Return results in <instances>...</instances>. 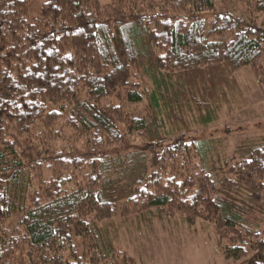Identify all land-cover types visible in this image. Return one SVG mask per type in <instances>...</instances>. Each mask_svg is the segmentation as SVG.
<instances>
[{
    "label": "trees",
    "instance_id": "obj_1",
    "mask_svg": "<svg viewBox=\"0 0 264 264\" xmlns=\"http://www.w3.org/2000/svg\"><path fill=\"white\" fill-rule=\"evenodd\" d=\"M32 1L0 0V264H133L109 230L147 214L264 264V136L216 160L187 118L264 86V0Z\"/></svg>",
    "mask_w": 264,
    "mask_h": 264
},
{
    "label": "rangeland",
    "instance_id": "obj_2",
    "mask_svg": "<svg viewBox=\"0 0 264 264\" xmlns=\"http://www.w3.org/2000/svg\"><path fill=\"white\" fill-rule=\"evenodd\" d=\"M45 1L31 2V22L44 20L41 5ZM262 63L264 66V55ZM235 82L238 89H227L230 101L221 102L219 118L213 124L204 128L196 117L187 115L194 138L216 142L218 151L212 154L216 160L232 156L244 139L264 136L263 85L250 69L238 71ZM126 108L133 116H145L144 105ZM113 222L116 226L112 225L109 236L118 251L133 259V264H249L254 257L246 246L247 256L241 261L226 260L217 249L218 239L211 223L189 227L181 218L163 220L151 214L125 222L117 217Z\"/></svg>",
    "mask_w": 264,
    "mask_h": 264
},
{
    "label": "crops",
    "instance_id": "obj_3",
    "mask_svg": "<svg viewBox=\"0 0 264 264\" xmlns=\"http://www.w3.org/2000/svg\"><path fill=\"white\" fill-rule=\"evenodd\" d=\"M264 87V86H263Z\"/></svg>",
    "mask_w": 264,
    "mask_h": 264
}]
</instances>
